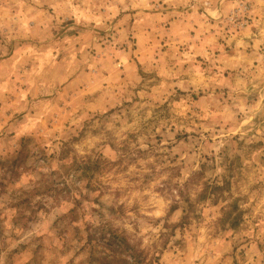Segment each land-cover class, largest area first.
Returning <instances> with one entry per match:
<instances>
[{
    "label": "rangeland",
    "instance_id": "obj_1",
    "mask_svg": "<svg viewBox=\"0 0 264 264\" xmlns=\"http://www.w3.org/2000/svg\"><path fill=\"white\" fill-rule=\"evenodd\" d=\"M0 264H264V0H0Z\"/></svg>",
    "mask_w": 264,
    "mask_h": 264
}]
</instances>
